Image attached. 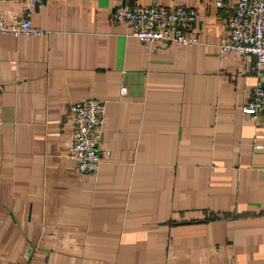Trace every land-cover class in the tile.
<instances>
[{"label":"crops","instance_id":"crops-1","mask_svg":"<svg viewBox=\"0 0 264 264\" xmlns=\"http://www.w3.org/2000/svg\"><path fill=\"white\" fill-rule=\"evenodd\" d=\"M235 2L44 0L40 36L0 35V264H264V128L243 113L258 76L219 49ZM119 4L193 9L198 44L139 42ZM91 99L94 175L66 157L68 109Z\"/></svg>","mask_w":264,"mask_h":264},{"label":"built area","instance_id":"built-area-1","mask_svg":"<svg viewBox=\"0 0 264 264\" xmlns=\"http://www.w3.org/2000/svg\"><path fill=\"white\" fill-rule=\"evenodd\" d=\"M7 1L0 0V7ZM43 3L44 0H25L20 16L11 21H7L0 12V35L40 36L42 31L32 27L30 16ZM110 20L128 29L130 36L141 43L198 44L197 39L190 34V29L196 24V12L183 6L119 4L112 10ZM226 29L227 35L219 44L220 54L236 53L254 59L258 81L243 113L250 115L264 128V82L261 79L264 76V0H236ZM120 94L125 96L126 89L121 88ZM103 116L104 102L100 100H86L68 109L71 132L66 157L81 174L94 175L99 168Z\"/></svg>","mask_w":264,"mask_h":264}]
</instances>
